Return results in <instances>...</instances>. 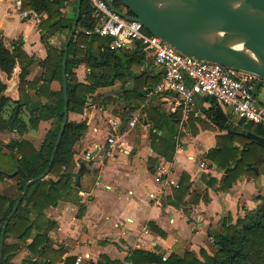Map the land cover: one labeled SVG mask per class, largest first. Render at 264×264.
Returning a JSON list of instances; mask_svg holds the SVG:
<instances>
[{
	"label": "crops",
	"instance_id": "obj_1",
	"mask_svg": "<svg viewBox=\"0 0 264 264\" xmlns=\"http://www.w3.org/2000/svg\"><path fill=\"white\" fill-rule=\"evenodd\" d=\"M28 1L24 0V4ZM26 9L38 13V20L22 18L12 0H0V38L11 49L20 44L33 60L26 77L33 81L41 76L43 68L39 62L47 57L40 27L47 14L31 7ZM62 11L68 18L72 17L73 1L66 0ZM62 38L64 33H56L50 41L60 43ZM21 69L17 64L13 73L7 75L15 84L10 86L3 82L4 97L22 101L19 94ZM132 70L137 74L146 72L150 78L163 73L145 53L143 63ZM89 71L84 64L78 67L81 82H88L83 76H88ZM133 86L134 79L130 76L116 80L112 85L97 89L88 98L84 112H69L68 119L86 122L87 129L74 146L76 166L73 170L82 171L81 187L76 186L74 176L78 188L75 195L45 210L46 218L55 223L48 231L52 250L49 256L55 264H62L66 257L76 260L77 256L83 257L80 264L97 262L102 256L127 263V257L135 249L165 255L174 252L180 256L188 249L195 252L202 247L210 249L213 239L208 236L209 232H221L226 217L230 216L235 222L247 210L256 207L258 196H264V163L258 167H241L226 191L221 189L220 183L226 169L211 165L209 152L219 144L225 145L230 131H235L239 137L245 128L246 123L236 119L229 107L214 98L197 97V114L176 121L169 111V103L159 93L152 94L149 101L145 94L144 102L137 101V107L133 101L125 99V91ZM50 87L58 91L62 84L53 80ZM149 88L143 86L144 90ZM260 100L264 103V96ZM217 107H221L226 119ZM134 116L138 120L131 128L128 121ZM110 118L120 121L118 129L112 128ZM169 125L174 126V133ZM51 126L52 120H45L22 134L15 130L1 131L0 141L7 144L12 139H26L40 148ZM112 134L119 136L120 144L110 148L107 138ZM171 135L174 152L169 145ZM234 146L240 150V159L246 147L239 139L234 140ZM94 148L96 153L87 158L85 153ZM108 151L111 154L108 155ZM4 152L9 150L4 148ZM172 152L173 159H169L167 156ZM161 165L167 166L170 172L158 181ZM185 174L189 177L188 187L180 192L179 183ZM18 182V176H7L0 183V193L14 195ZM7 242L19 241L8 238ZM38 257L24 244L13 262L22 264L25 259Z\"/></svg>",
	"mask_w": 264,
	"mask_h": 264
},
{
	"label": "trees",
	"instance_id": "obj_2",
	"mask_svg": "<svg viewBox=\"0 0 264 264\" xmlns=\"http://www.w3.org/2000/svg\"><path fill=\"white\" fill-rule=\"evenodd\" d=\"M72 1L74 13L69 18L62 11V8L66 6V0H29L24 4V8L31 7L37 12L47 14L40 24L47 57L39 62L43 72L33 81L26 78L33 60L20 44H15L11 49L0 38V68L7 75L13 73L17 64L22 68L19 75V94L22 101L0 97V132L15 130L22 134L29 128L38 127L41 121L52 120V126L47 131L40 148H36L26 139H12L7 144L0 141V183L7 176L19 177L14 195L7 196L0 193V251L2 230L8 221L0 257L1 264H15L13 258L24 244H27V248L33 252L34 256L39 255V257L36 260L25 259L22 264H39L40 262L55 264L49 256L52 250L48 238V231L55 223L46 218L45 210L68 196H74L78 191L74 184V175L68 171L76 166L74 146L83 137L87 129L86 122L68 119L55 158L45 174L65 116L62 64L65 43L77 11L78 0ZM117 3L121 2L113 1L118 8ZM92 13L93 7L89 0H82L80 19L68 47L66 64L69 112H84L88 98L97 89L112 85L116 80H124L127 76L134 79V86L131 90L125 91L124 97L133 101L137 107V101L144 102L147 90L157 85L163 73L150 78L146 72L137 74L132 70L134 66H140L144 61V51L140 43L135 44L133 48L111 49L110 36L87 34L85 29H91L96 23ZM126 13L132 15L129 9ZM56 33H64L61 44L50 41ZM83 64L90 68L87 83L81 82L77 75L78 67ZM53 80H58L62 84L60 90L51 89L50 83ZM143 86L151 88L144 90ZM5 88L0 78V95ZM171 115L177 119L176 121L181 118L179 113H171ZM169 128L172 133L175 132L174 126L169 125ZM249 130L264 136L263 127L251 122L246 123L239 137L236 136L235 131H230L225 138L226 144H219V147L208 154L211 165L221 170L226 169L220 182L222 190L226 191L232 186L241 167H258L264 163V145L249 138L247 136ZM171 137L172 135L168 143L174 152ZM235 139H239L240 143L246 147L240 159H238L240 150L234 146ZM4 148H7L9 152H4ZM173 152L171 156H167L169 159H173ZM19 166L23 169L24 175L14 174ZM188 178L186 174L182 176L178 188L180 192L187 190ZM30 180L32 181L20 200L25 185ZM257 199L256 207L247 210L243 217L233 222V219L228 216L223 221L221 232H209L208 236L213 239L210 249L202 247L199 252L188 249L183 256L174 252L165 255L135 249L127 257V263L102 256V260L91 264H264V196H258ZM18 201L20 202L13 212ZM8 238H14L19 242L8 243ZM29 239H31L30 242ZM74 262L75 257H66L62 264H74Z\"/></svg>",
	"mask_w": 264,
	"mask_h": 264
},
{
	"label": "built area",
	"instance_id": "obj_3",
	"mask_svg": "<svg viewBox=\"0 0 264 264\" xmlns=\"http://www.w3.org/2000/svg\"><path fill=\"white\" fill-rule=\"evenodd\" d=\"M114 0H89L93 7L92 16L96 23L87 34L110 36L111 49L133 48L140 43L145 55L163 70L161 80L153 90H147V101L152 94L159 93L169 103L171 113L181 114L182 119L197 114V97H211L223 106L231 109L233 116L245 123H254L264 128V103L257 98V92L264 86V79L251 71L208 61L187 54L161 37L147 31L141 21L130 18L127 13L115 11L110 2ZM14 9L27 20H38L39 14L24 8V0H12ZM90 72V71H89ZM87 75L83 76L86 80ZM147 102L142 104V107ZM138 117L128 121L129 127H135ZM114 130L120 127L117 118H110ZM110 148L120 144L119 136L112 134L107 138ZM96 149L85 153L87 158L96 153ZM107 154H111L110 151ZM201 166H204L202 163ZM158 181L163 174L170 172L161 165ZM82 256H77L75 264H80Z\"/></svg>",
	"mask_w": 264,
	"mask_h": 264
},
{
	"label": "water",
	"instance_id": "obj_4",
	"mask_svg": "<svg viewBox=\"0 0 264 264\" xmlns=\"http://www.w3.org/2000/svg\"><path fill=\"white\" fill-rule=\"evenodd\" d=\"M119 1L132 13V15L127 14L128 17L138 19L148 31L171 43L179 50L200 59L251 71L264 79V0ZM81 4L82 0H78L75 20L64 47L62 74L65 116L45 174L55 158L69 117L66 64L68 47L78 27ZM110 6L115 11H119L112 2H110ZM216 32H223L225 36L216 37L214 36ZM231 40L241 43L242 46L233 45ZM0 78L5 84L10 86L15 84L8 80L7 74L1 68ZM4 96L5 92H2L0 97ZM217 111L226 119L221 107H217ZM247 135L264 145V136L251 131L247 132ZM68 172L75 176L76 186L81 187L82 171L74 172L73 169H70ZM18 173L24 175L21 166L14 172V174ZM31 181L25 185L20 200L25 195ZM19 202H17L13 212ZM7 223L8 221L2 230L0 257Z\"/></svg>",
	"mask_w": 264,
	"mask_h": 264
},
{
	"label": "rangeland",
	"instance_id": "obj_5",
	"mask_svg": "<svg viewBox=\"0 0 264 264\" xmlns=\"http://www.w3.org/2000/svg\"><path fill=\"white\" fill-rule=\"evenodd\" d=\"M118 9L124 13H126L127 8L122 3H117ZM64 38L60 40V43L63 42ZM264 96V86L261 87L260 91L257 92V98L261 99Z\"/></svg>",
	"mask_w": 264,
	"mask_h": 264
},
{
	"label": "bare ground",
	"instance_id": "obj_6",
	"mask_svg": "<svg viewBox=\"0 0 264 264\" xmlns=\"http://www.w3.org/2000/svg\"><path fill=\"white\" fill-rule=\"evenodd\" d=\"M214 36L221 38V37H224L225 35H224L223 32H216V33L214 34ZM231 43H232L233 45L237 46V47H241V46H242L241 43H239V42H237V41H235V40H231Z\"/></svg>",
	"mask_w": 264,
	"mask_h": 264
}]
</instances>
